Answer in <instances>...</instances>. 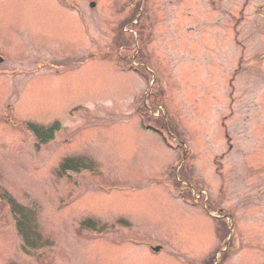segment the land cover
<instances>
[{
	"label": "rangeland",
	"instance_id": "1",
	"mask_svg": "<svg viewBox=\"0 0 264 264\" xmlns=\"http://www.w3.org/2000/svg\"><path fill=\"white\" fill-rule=\"evenodd\" d=\"M0 60V264H264V0H0Z\"/></svg>",
	"mask_w": 264,
	"mask_h": 264
},
{
	"label": "trees",
	"instance_id": "2",
	"mask_svg": "<svg viewBox=\"0 0 264 264\" xmlns=\"http://www.w3.org/2000/svg\"><path fill=\"white\" fill-rule=\"evenodd\" d=\"M57 126H59V125L55 124L52 127H49V128H46V129L43 128L44 130H42L41 127L37 128L34 125L30 124L31 129L35 133L36 137L41 139V142H47L54 135V132L58 128ZM81 167H86V166L83 165V164H75V163L74 164H65V165L62 166V168H63L62 172H65V171H68V170L76 171V170H78ZM6 197H7V194H6V196H4V198H6ZM7 201L9 203V205H10V208H11L12 212L18 213L20 215V217H19V225L18 226L20 227V231L22 232V235H23L24 239L26 241H28L29 238L31 239L30 236L32 235V232H35V228L32 225L31 226L27 225V222H26L27 215H25V213H24V208H23V206L21 207L17 203L15 198H13V197H11L9 195V197H7ZM87 225L90 226V227H94L95 228V226L92 225V224L88 223ZM33 242H34V240H33Z\"/></svg>",
	"mask_w": 264,
	"mask_h": 264
},
{
	"label": "water",
	"instance_id": "3",
	"mask_svg": "<svg viewBox=\"0 0 264 264\" xmlns=\"http://www.w3.org/2000/svg\"><path fill=\"white\" fill-rule=\"evenodd\" d=\"M156 250H159V247H157Z\"/></svg>",
	"mask_w": 264,
	"mask_h": 264
}]
</instances>
